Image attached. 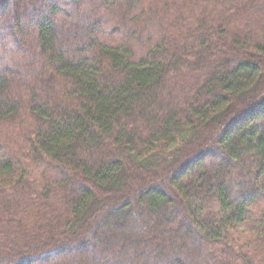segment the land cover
<instances>
[{"label": "trees", "instance_id": "trees-1", "mask_svg": "<svg viewBox=\"0 0 264 264\" xmlns=\"http://www.w3.org/2000/svg\"><path fill=\"white\" fill-rule=\"evenodd\" d=\"M246 223L264 0H0V264H264Z\"/></svg>", "mask_w": 264, "mask_h": 264}, {"label": "rangeland", "instance_id": "rangeland-1", "mask_svg": "<svg viewBox=\"0 0 264 264\" xmlns=\"http://www.w3.org/2000/svg\"><path fill=\"white\" fill-rule=\"evenodd\" d=\"M256 216H252L250 220H254ZM232 238L239 246L250 245L251 252L254 255V258L258 261L263 260L264 258V245L259 246L255 242V234L252 230V226L249 223L236 226L232 231Z\"/></svg>", "mask_w": 264, "mask_h": 264}, {"label": "clouds", "instance_id": "clouds-1", "mask_svg": "<svg viewBox=\"0 0 264 264\" xmlns=\"http://www.w3.org/2000/svg\"><path fill=\"white\" fill-rule=\"evenodd\" d=\"M8 47H9V49H13L15 47V45L13 42L9 41Z\"/></svg>", "mask_w": 264, "mask_h": 264}]
</instances>
